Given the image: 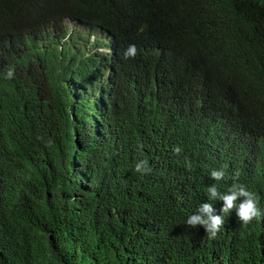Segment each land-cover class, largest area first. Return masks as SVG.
I'll list each match as a JSON object with an SVG mask.
<instances>
[{"label":"trees","instance_id":"1","mask_svg":"<svg viewBox=\"0 0 264 264\" xmlns=\"http://www.w3.org/2000/svg\"><path fill=\"white\" fill-rule=\"evenodd\" d=\"M121 1L0 0V33L48 53L27 97L0 54V264H264L263 167L210 139L228 122L264 148V0H176L151 34L122 25ZM65 19L108 26L114 58L82 56ZM221 165L228 185L209 175ZM235 182L258 195L248 224L208 200ZM204 202L225 219L214 238L185 224Z\"/></svg>","mask_w":264,"mask_h":264},{"label":"clouds","instance_id":"2","mask_svg":"<svg viewBox=\"0 0 264 264\" xmlns=\"http://www.w3.org/2000/svg\"><path fill=\"white\" fill-rule=\"evenodd\" d=\"M125 5L122 25L129 30H138L144 34H151L152 31L163 27L176 11V0H123ZM212 4V0H208V6ZM64 26H70L66 38L73 30L76 49L84 55L99 54L105 60L114 58L115 52L118 50V44L115 41L116 35L108 26L97 23H78L69 19H65ZM69 21V22H67ZM75 23V25H74ZM214 23L219 31L227 30L225 28V19L222 21L214 18ZM53 29V27H52ZM28 37H25V40ZM15 42V40H17ZM30 41L35 52L28 49L25 41H19V38L13 35H5L0 33V54L9 58L7 64L6 75L9 78L11 87L14 88L12 93L27 97L32 94L34 88L33 70L36 65L41 62L45 54L42 50L44 42L34 36ZM127 51L123 55L126 57L135 56L136 48L134 45H128ZM123 48V47H121ZM16 51L23 55L21 60H15L11 56V52ZM103 79V86H105ZM213 133L210 139L213 151L217 157L229 158L235 161L251 160L256 164H260L264 170V148H258L246 145L233 137L232 127L228 122H222L213 126ZM174 151L179 154L181 149L176 147ZM143 162L136 165V171H142ZM225 167L223 165L216 167L210 172L211 178L215 181H226L227 185L230 179L226 178ZM228 192L221 193L216 184H212L207 188L208 200L220 199L223 201L221 209L222 213H230L234 208L237 215L244 224L250 223L253 219L262 215L258 207V195L248 185L242 182H235ZM242 198V199H241ZM237 201L239 204L237 205ZM215 210L211 203H201L196 213L187 217L185 224L195 228L203 226L210 238H214L224 227L225 219L223 215L214 214Z\"/></svg>","mask_w":264,"mask_h":264}]
</instances>
